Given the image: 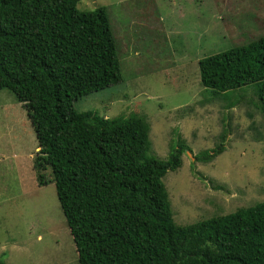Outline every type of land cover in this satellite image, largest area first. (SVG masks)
Wrapping results in <instances>:
<instances>
[{"label": "trees", "instance_id": "obj_1", "mask_svg": "<svg viewBox=\"0 0 264 264\" xmlns=\"http://www.w3.org/2000/svg\"><path fill=\"white\" fill-rule=\"evenodd\" d=\"M78 2L0 0V90L24 106L36 141L32 169L49 171L77 263L264 264V201L176 226L161 180L187 147L177 142L159 160L145 121L73 109L121 81L105 9L79 11ZM197 70L214 93L251 87L264 120V34L201 58ZM222 152L219 145L194 159Z\"/></svg>", "mask_w": 264, "mask_h": 264}, {"label": "rangeland", "instance_id": "obj_2", "mask_svg": "<svg viewBox=\"0 0 264 264\" xmlns=\"http://www.w3.org/2000/svg\"><path fill=\"white\" fill-rule=\"evenodd\" d=\"M103 7L121 81L72 103L103 118L148 125L149 154L187 147L162 178L171 218L185 226L264 201V120L251 87L214 93L197 62L264 34V0H79ZM222 145L208 162L194 157ZM25 109L0 90V264H78L48 170L34 171ZM45 183L44 185L40 184Z\"/></svg>", "mask_w": 264, "mask_h": 264}]
</instances>
